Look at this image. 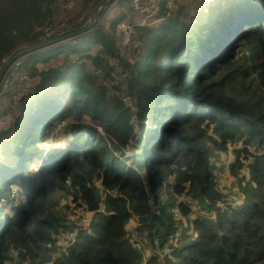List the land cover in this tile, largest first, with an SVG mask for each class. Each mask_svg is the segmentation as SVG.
<instances>
[{"label":"trees","instance_id":"trees-1","mask_svg":"<svg viewBox=\"0 0 264 264\" xmlns=\"http://www.w3.org/2000/svg\"><path fill=\"white\" fill-rule=\"evenodd\" d=\"M56 1L0 0V65L39 42L35 28L54 23ZM168 1L159 26L134 24L145 49L135 63L119 54L121 15L21 65L37 81L0 131V264H264V0H213L194 18L188 5L169 13ZM110 59L128 76L119 97L100 85L98 72L113 81ZM63 90L69 108L48 100ZM69 117L57 146L63 132L52 127ZM240 143L228 168L244 199L220 187L214 162ZM66 203L94 213L70 245ZM132 218L160 253L135 249Z\"/></svg>","mask_w":264,"mask_h":264},{"label":"rangeland","instance_id":"rangeland-1","mask_svg":"<svg viewBox=\"0 0 264 264\" xmlns=\"http://www.w3.org/2000/svg\"><path fill=\"white\" fill-rule=\"evenodd\" d=\"M129 3H130V0H119L116 8L114 10H112L110 14H108V13L111 10L112 4L114 5V3L111 2L110 4H107V6L104 7V9L101 11V13L97 19V24H96L95 30L101 25H107V21H109L110 19L118 18L121 15L124 16L123 22H128L130 24H132V23L137 24L140 28L141 27H144V28L151 27L153 29V28H155L161 24L160 22L155 23L152 20L147 21L146 19H144V16L137 17V15H134V12L131 13L132 10L131 11L129 10ZM68 4H72L71 8L67 7ZM181 5H184V3H182ZM91 9H92L91 3H89V1H87V0H57L53 4L54 22H55V24H59V22H60V23H62L61 25H65V23H66L67 25H65V27H66L65 32L73 31V30H75V29H77V28H79L85 24V22L88 19V16H89ZM81 11H82L81 14H84V19L87 17L86 21L84 23H81V19L79 17H77ZM103 13H104V15H103ZM49 26L50 25L46 24L44 27L37 26L35 28V33L41 34L39 42L42 41V37L44 36V30L46 28H48ZM33 35H35V34L33 33ZM135 38L140 39L139 36H137V35H135ZM117 39L118 40L120 39L119 40V44H120L119 54L122 55L121 56L122 59L128 61L129 63H135L139 59V57L144 54L145 49H143V44L141 41H139V44H135L134 42H130V44L128 46H123L121 43L122 42L124 43V38H122L119 30H118V34H117ZM27 42H31V40H25V42H22L20 47H29V46H32L33 44L38 43V42H34V43L30 44ZM66 48H68V47L66 46L64 49H66ZM56 49H58V48H56ZM56 49L48 50L51 52H47V53H46V51H44V52H41V53L36 54V55L43 61L45 56H51V54L53 55L52 51H55ZM64 49H62L61 51H63ZM98 49H99V47L94 48L92 53H96ZM33 56L24 57L23 62L24 63L27 62L28 61L27 59H31ZM37 62L38 61H32L31 66H34ZM109 62L111 63V65L114 69V71L112 72L113 81H110V80H112L111 78L105 77L103 72L102 73L98 72V74L101 77V79H99L100 85H102L104 87H108L110 89V93H109L110 95L113 94L114 97H119L121 95L118 96L119 92L115 91L116 86H120L121 89L126 91V82H127L126 80H127L128 76H125L123 74V72H125V71H123L124 68L122 65H120V66L117 65V62L115 60H112V59H110ZM51 63H52L51 65L38 63V64H36V67H38L40 70H43L47 67L50 68L51 66L61 67V65L64 66V59H61V61H52ZM31 66H29V68ZM89 69H90V72H92V73L94 72L96 74V70L93 67L89 66ZM30 72H31V70L27 69V67L19 66L17 70H15V68H14L10 72V74L8 75L6 82L3 86V88L1 89V93H0V96H1L0 97V131L7 130L10 127L11 119H13V121H14L15 115L18 114V112H19L18 108L21 106V104L19 106H15V101H16V98H18V96L21 94L20 93V90H21L20 86L23 85L24 83H26L27 85L33 86V84L36 83L37 80H35L33 77L32 78L30 77ZM63 93H65L64 90L63 91H55L51 95H49L48 100L49 101L58 100V101H60V103L65 105L67 108H69L67 105V101H66L67 97L63 96ZM126 94L127 93H124L123 97H125ZM123 102L128 108L133 109L134 105H133V99L132 98L130 99L129 97H126L123 99ZM15 107H17V108L15 109ZM73 123H75L73 118L69 117L66 120H61V121L54 124V126L52 127L53 131L63 132L62 134H60L57 137V141H58L57 146L63 145L64 140H65V138H64L65 131L64 130L70 124H73ZM100 131L102 132V130H100ZM102 135L106 136L104 134H102ZM50 143L53 144L52 139L50 140ZM241 148H244V145L242 143H240L238 146L229 144L228 145V151L227 152H218L219 157L214 160L215 164H217V165L222 164L223 165V170L225 172V173L217 174V175H220L219 179H217L218 184L220 185V187L223 190H227L228 193H230V195H233V197L236 199H238V198L244 199L246 196L250 195V192L241 190L240 186L236 182V179L231 176V172L229 171V168H228V166L230 164H233L235 159H236L234 152L238 149H241ZM244 171L245 170H243V172ZM98 186L100 187V190L103 192L102 186L100 184H98ZM18 189L19 188L17 186H14V188H13L14 193H16L18 191ZM1 203L3 204V202H1ZM66 205L69 206V210L66 212L67 215L64 217V219L67 222H69L71 225L77 226V228L75 230V231H77L76 233L80 232L79 229L81 227H84V225L89 226L91 221L94 220V214L91 215V213L88 212V210L85 209V207L79 208V206H77L76 204L73 205L70 203H66ZM134 223H135L134 218H132L130 221V224L128 226V238H130L131 243L133 244L135 249L138 252L142 253L144 259H147V258L151 257L152 255L160 253L161 249L159 247L158 240H155L154 242H152V241H150V239H147L144 235L141 236L140 232L138 231V229L136 227V224H134ZM75 231H73V232L70 231L67 234L68 237H66V235H64V238L71 240V242L73 240H76L77 235L74 236ZM68 240L67 241L66 240L57 241L56 244L58 245V247H60V249L64 250L65 249L64 244H66V242H68ZM14 255H18V254H14ZM7 264H21V261L19 260V258L15 259L14 256H12V258L10 259V261ZM23 264H29V263L27 261H24Z\"/></svg>","mask_w":264,"mask_h":264},{"label":"built area","instance_id":"built-area-1","mask_svg":"<svg viewBox=\"0 0 264 264\" xmlns=\"http://www.w3.org/2000/svg\"><path fill=\"white\" fill-rule=\"evenodd\" d=\"M183 1L184 0H169L168 4H167V11L169 13H173V12L177 11L179 9V7L181 6V4L183 3ZM211 1H213V0H189L188 8L186 11L189 18H194L197 15V12L205 4H207ZM118 2H119V0H113L114 5L112 4L111 10L109 11L108 14H110L111 11L116 8ZM160 3H161V0H132L130 6H131L132 12H134V15H137L138 17L144 16V19H146L147 21L152 20L156 23V22H160V20H156V16L160 10ZM71 6H72V4L67 5L68 8H71ZM79 18L81 19V23L85 22L84 14H81V16ZM61 24L62 23H60V22H59V24H55V22L53 24H50V26L44 30V36L42 37V41L48 40V39H51L53 37H56L58 35L63 34L66 31L65 25H67V24L66 23H65V25H61ZM118 30L120 31L122 38H124V43L123 42L121 43L123 46H128L130 44V42H134L135 44H139L140 40L138 38H135V35L138 36V34L136 31V26L134 24H130L128 22H122L118 25ZM22 59L16 61L15 64H13V66L7 72V77L14 68H15V70H17L18 67L22 65L24 58H22ZM31 87H32V85H27L26 83H24L23 85L20 86V88H21L20 93L21 94L18 96V98H16L15 106H19L21 104L22 98L26 94L29 93ZM11 121H12V119H11ZM90 213H91V215L93 214L92 212H90ZM176 216H178L177 212H176ZM90 224H89V226H90ZM89 226L84 225L83 228H86ZM165 250H166L165 253L169 252L168 248Z\"/></svg>","mask_w":264,"mask_h":264},{"label":"water","instance_id":"water-1","mask_svg":"<svg viewBox=\"0 0 264 264\" xmlns=\"http://www.w3.org/2000/svg\"><path fill=\"white\" fill-rule=\"evenodd\" d=\"M112 1L113 0H99L92 7L88 19L83 26L73 31L65 32L51 39L40 41L36 44H33L32 46L20 47L13 51L7 58L3 60L2 64L0 65V93L6 82L7 72L16 61L44 51L60 48L68 43H71L72 41L81 39L82 37L91 34L96 28L97 19L101 11Z\"/></svg>","mask_w":264,"mask_h":264},{"label":"clouds","instance_id":"clouds-1","mask_svg":"<svg viewBox=\"0 0 264 264\" xmlns=\"http://www.w3.org/2000/svg\"><path fill=\"white\" fill-rule=\"evenodd\" d=\"M79 208H80V207H79ZM93 214H94V213H93ZM92 222H93V220H92ZM92 222H91V223H92ZM129 224H130V223H129ZM91 225H92V224H90V226H89V227H87V228H85V229H89V228L91 227ZM83 229H84V228H83V227H81V228L79 229V231H80V230H83ZM76 232H77V231H75V234H74V236H76V235H77V233H76ZM70 241H71V240H70ZM74 241H75V240H73L72 242H70V243H69V245H70V244H73V243H74ZM50 264H52V263H50Z\"/></svg>","mask_w":264,"mask_h":264},{"label":"crops","instance_id":"crops-1","mask_svg":"<svg viewBox=\"0 0 264 264\" xmlns=\"http://www.w3.org/2000/svg\"><path fill=\"white\" fill-rule=\"evenodd\" d=\"M184 5H188L189 4V0H184L183 1ZM130 9H131V6H130ZM138 17V16H137ZM60 18V17H59ZM135 224V223H134Z\"/></svg>","mask_w":264,"mask_h":264}]
</instances>
